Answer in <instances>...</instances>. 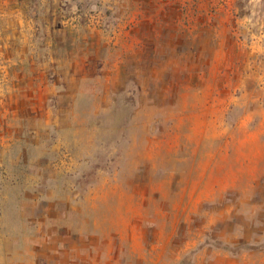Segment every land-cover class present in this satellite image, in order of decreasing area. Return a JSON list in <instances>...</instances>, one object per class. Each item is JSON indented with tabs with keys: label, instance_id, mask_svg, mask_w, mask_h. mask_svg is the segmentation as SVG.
<instances>
[{
	"label": "rangeland",
	"instance_id": "1",
	"mask_svg": "<svg viewBox=\"0 0 264 264\" xmlns=\"http://www.w3.org/2000/svg\"><path fill=\"white\" fill-rule=\"evenodd\" d=\"M73 244L264 264V0H0V264Z\"/></svg>",
	"mask_w": 264,
	"mask_h": 264
},
{
	"label": "crops",
	"instance_id": "2",
	"mask_svg": "<svg viewBox=\"0 0 264 264\" xmlns=\"http://www.w3.org/2000/svg\"><path fill=\"white\" fill-rule=\"evenodd\" d=\"M116 84H117V81H116ZM113 90H106V95L105 94H103V97L102 98H109V96L110 95H112L113 93ZM94 93V91H92V93H90V95L91 94H93ZM84 95H86V93H84ZM86 96H88L89 97V94H87ZM99 97V95L97 96V98ZM100 98V97H99ZM95 112H97V111H95ZM77 130H79L78 129V127H77ZM239 192H241V190L240 189H237ZM63 222L64 223H66L67 224V219L66 218H63ZM70 224V223H69ZM90 240L92 241V240H94V236H92V237H90ZM90 240H88L87 239V241H90ZM57 241H63L62 239H58ZM83 241V240H82ZM89 246V243H87V246H85V248H87ZM81 247V246H80ZM70 248L73 250V251H69L70 252V259L67 261V260H65V262L66 263H70V264H76V262H77V260L78 259H81V260H83L84 258H91V257H93L92 256V253H93V250H88L89 251V253H87V254H85L84 255V253H83V251H85V249L82 251V249H78L79 248V245H77V244H73L72 246H70ZM110 253H111V249H110ZM96 254H98V253H96ZM98 255H96L95 257H97ZM68 257V256H67ZM72 259V260H71ZM62 262H63V259H60V264H62Z\"/></svg>",
	"mask_w": 264,
	"mask_h": 264
}]
</instances>
